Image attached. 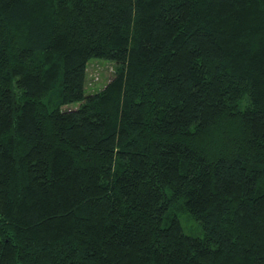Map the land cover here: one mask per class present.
<instances>
[{"label": "trees", "instance_id": "obj_1", "mask_svg": "<svg viewBox=\"0 0 264 264\" xmlns=\"http://www.w3.org/2000/svg\"><path fill=\"white\" fill-rule=\"evenodd\" d=\"M0 264H264V0H0Z\"/></svg>", "mask_w": 264, "mask_h": 264}, {"label": "rangeland", "instance_id": "obj_2", "mask_svg": "<svg viewBox=\"0 0 264 264\" xmlns=\"http://www.w3.org/2000/svg\"><path fill=\"white\" fill-rule=\"evenodd\" d=\"M114 70V63L104 58H92L87 66V75L85 87L88 93L95 92L109 81ZM78 104H70L68 106H77ZM183 225L185 231L190 234H200L201 225L193 217L185 214L183 216Z\"/></svg>", "mask_w": 264, "mask_h": 264}]
</instances>
